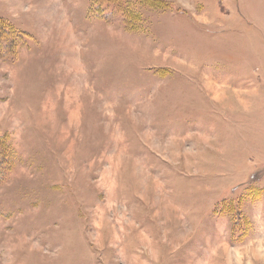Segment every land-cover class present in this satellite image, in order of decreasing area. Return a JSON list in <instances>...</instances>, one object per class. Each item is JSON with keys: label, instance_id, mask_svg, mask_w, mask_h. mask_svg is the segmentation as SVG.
<instances>
[{"label": "rangeland", "instance_id": "rangeland-1", "mask_svg": "<svg viewBox=\"0 0 264 264\" xmlns=\"http://www.w3.org/2000/svg\"><path fill=\"white\" fill-rule=\"evenodd\" d=\"M6 25L0 264H264V0H0Z\"/></svg>", "mask_w": 264, "mask_h": 264}, {"label": "trees", "instance_id": "trees-1", "mask_svg": "<svg viewBox=\"0 0 264 264\" xmlns=\"http://www.w3.org/2000/svg\"><path fill=\"white\" fill-rule=\"evenodd\" d=\"M151 5L153 6V4L151 3ZM155 7V6H154ZM4 28H0V35H12V31H13V29L11 28V25L9 26V25H6V26H3ZM5 43H7V42H5ZM7 45V44H6ZM4 47V46H3ZM3 153H2V151H1V147H0V157H1V155H2Z\"/></svg>", "mask_w": 264, "mask_h": 264}, {"label": "crops", "instance_id": "crops-1", "mask_svg": "<svg viewBox=\"0 0 264 264\" xmlns=\"http://www.w3.org/2000/svg\"><path fill=\"white\" fill-rule=\"evenodd\" d=\"M65 1H66V0H65ZM63 3H64V4H67V2H63ZM183 13H184V14H186V12H185V11H183Z\"/></svg>", "mask_w": 264, "mask_h": 264}]
</instances>
